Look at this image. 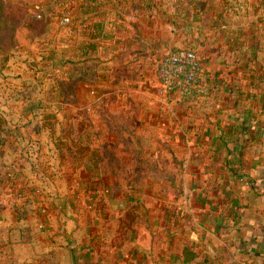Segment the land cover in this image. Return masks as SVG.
Here are the masks:
<instances>
[{"label":"crops","instance_id":"crops-1","mask_svg":"<svg viewBox=\"0 0 264 264\" xmlns=\"http://www.w3.org/2000/svg\"><path fill=\"white\" fill-rule=\"evenodd\" d=\"M66 2L0 54V264H264V0Z\"/></svg>","mask_w":264,"mask_h":264},{"label":"rangeland","instance_id":"rangeland-1","mask_svg":"<svg viewBox=\"0 0 264 264\" xmlns=\"http://www.w3.org/2000/svg\"><path fill=\"white\" fill-rule=\"evenodd\" d=\"M4 3L2 11H0V45L9 48L8 52L0 53L8 54L19 43L21 38H24L26 30H20L25 25H30L28 22L32 17H36L41 6L48 2L52 5V15L61 17L65 11L66 0H1ZM21 2V3H20ZM2 22L3 25L2 26ZM13 34V35H12Z\"/></svg>","mask_w":264,"mask_h":264},{"label":"built area","instance_id":"built-area-1","mask_svg":"<svg viewBox=\"0 0 264 264\" xmlns=\"http://www.w3.org/2000/svg\"><path fill=\"white\" fill-rule=\"evenodd\" d=\"M62 23H68L69 17L64 16ZM157 76L165 87L178 85L183 95L201 78V63L197 52L188 47H180L164 55L157 65Z\"/></svg>","mask_w":264,"mask_h":264},{"label":"trees","instance_id":"trees-1","mask_svg":"<svg viewBox=\"0 0 264 264\" xmlns=\"http://www.w3.org/2000/svg\"><path fill=\"white\" fill-rule=\"evenodd\" d=\"M3 7H4V3L0 0V11H2ZM2 26H4L3 22H2ZM25 27L27 29H30V30H36V28H39V23H38V21H37V19L35 17H32L31 18V24L30 25H25ZM0 30H2V28H0ZM8 51H9V48H7V47H5L3 45H0V53H5V52H8Z\"/></svg>","mask_w":264,"mask_h":264}]
</instances>
